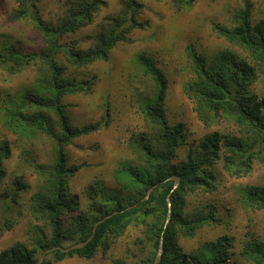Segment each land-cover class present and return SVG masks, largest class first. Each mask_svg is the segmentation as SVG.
I'll use <instances>...</instances> for the list:
<instances>
[{"label": "trees", "instance_id": "trees-1", "mask_svg": "<svg viewBox=\"0 0 264 264\" xmlns=\"http://www.w3.org/2000/svg\"><path fill=\"white\" fill-rule=\"evenodd\" d=\"M13 1L15 6L9 13V20L13 23L30 20L43 47L38 52H23L4 46L7 51L0 52V67L10 66L13 71L35 67L37 72L31 88L16 94L7 93L4 99L0 96V112L5 128L11 133L29 139L43 135L53 142V163L35 165L42 184L29 203L31 217L43 222L51 233H43L35 240L33 248L16 243L1 251L0 264H38L40 258L36 255L39 251L64 247L63 243L67 241H72V245L86 241L98 221L120 210L125 211L97 227L93 240L87 246L69 253L57 250L50 253L52 258H45L42 264L61 262L75 255L90 260L103 243L107 244L111 235H122L130 226L144 229L153 250L148 259L150 264L154 262L162 235L164 254L160 264H225L230 243L226 237L204 243L193 253H185L179 247V238L192 239L198 230L216 221L213 214L199 210L182 216L180 200L198 188L206 191L215 189L212 169L219 160L222 170L233 177L250 173L256 161L264 162V100L251 92L259 75H264V19L253 24L252 5L246 2L245 8L235 17L236 26L232 29L215 27L219 36L244 51L246 57L227 50L207 59L197 53L194 46H188L196 79L188 85L187 94L195 103L199 120L207 127L213 126L221 117L231 120L240 135L218 131L209 133L197 146L189 148L183 162L175 161L182 143L184 124L170 125L165 117L167 79L152 59L144 54L138 56L140 69L152 78L155 87L153 96L143 97L140 103V111L152 130L131 139L133 152L139 155L143 164L127 165L119 172V182L133 193V196L128 194L131 199L128 206H138L126 210L127 206L124 207L102 186H90L87 211L71 217L73 220L65 227V216L79 208L68 193L69 178L79 168L67 165L66 147L74 139L101 129L100 123L83 127L71 124L63 99L92 89L89 81L78 80L71 73L76 74L96 62L107 61L119 43L129 41L132 31L144 28V24L138 21L143 6L136 0H123L120 12L106 18L105 28L92 37L91 47L81 49L61 41L65 36L92 25L105 0H79L54 25L43 21L36 11L42 0ZM195 1L174 0L173 5L177 11H182L192 8ZM9 144L8 141L0 143V180L4 176L3 163L11 155ZM172 176L181 180L174 191L175 182L168 181ZM16 186L17 191L28 189L21 179ZM153 187L149 199L141 203ZM238 190L243 208L264 212V187L247 185ZM171 191L172 213L165 227L167 197ZM17 195L18 192L14 193L12 198L16 199ZM98 196L102 202H95ZM2 201L8 210V203L4 199ZM240 255L247 262L264 264V243L251 237L244 242Z\"/></svg>", "mask_w": 264, "mask_h": 264}, {"label": "rangeland", "instance_id": "rangeland-1", "mask_svg": "<svg viewBox=\"0 0 264 264\" xmlns=\"http://www.w3.org/2000/svg\"><path fill=\"white\" fill-rule=\"evenodd\" d=\"M79 0H42L36 11L43 21L56 24L68 14V10ZM123 0H105L89 27L65 36L62 43L75 48L87 49L92 37L103 30L106 18L120 12ZM143 9L138 21L144 28L129 35V41L119 43L107 61L96 62L72 76L89 81L92 89L87 93L67 96L63 104L74 127L100 123L98 132L76 138L66 147L67 165L79 170L69 178V197L78 204V210L64 218L67 227L71 217L87 211L90 200L89 187L102 186L118 198L124 207H129V193L119 182V172L127 165L141 166L139 155L133 152L131 139L140 133H150L152 128L140 111L143 97L153 96L154 82L144 74L138 64V56L144 54L153 60L167 79L165 117L170 125L184 124L182 143L175 162L186 159L189 148L198 145L207 134L218 131L222 134L240 135L238 127L225 118H219L211 126H205L198 118L195 103L187 94V87L196 75L188 55V46L210 59L216 53L231 51L242 57L246 53L233 46L215 31L216 26L232 29L236 26V15L242 12L246 2L252 5L253 24L264 19V0H196L194 6L177 11L174 0H136ZM13 0H0V52L4 48H16L23 52H38L42 40L30 20L16 23L8 18L14 8ZM5 46V47H4ZM10 67V66H9ZM0 67V96L16 94L31 88L37 76L35 67L13 71ZM251 92L264 100V75H259ZM0 112V143L8 141L11 155L4 161V176L0 180V252L16 243L34 247V242L43 233L51 231L43 222L36 221L29 213L31 196L42 181L35 171L36 164L53 163V142L43 135L24 138L8 131ZM215 189L206 191L198 188L185 194L180 200L182 216L199 210L213 214L216 221L198 230L192 239L179 238V247L185 253H193L204 243L215 242L221 237L230 240L229 255L225 264H253L244 260L240 251L246 240L253 237L264 243V212L245 209L238 196L243 186L264 187V162L256 161L252 171L241 177H233L222 170L219 160L212 169ZM26 184V191H17V181ZM16 199L12 198L17 193ZM8 203L4 205L2 200ZM102 202L96 197L95 202ZM6 204V203H5ZM113 205H109L111 207ZM9 224V227H7ZM72 241L63 243L70 247ZM151 243L142 227H128L122 235H111L107 244H102L95 256L87 260L77 255L53 264H150ZM43 251L37 253L41 258ZM46 258H52L50 254Z\"/></svg>", "mask_w": 264, "mask_h": 264}, {"label": "water", "instance_id": "water-1", "mask_svg": "<svg viewBox=\"0 0 264 264\" xmlns=\"http://www.w3.org/2000/svg\"><path fill=\"white\" fill-rule=\"evenodd\" d=\"M168 181H174L175 182V185H174V189H177L181 183V180H180V177L178 176H172L168 179ZM154 187L151 188L146 196L141 200V203H144L146 202L149 197H150V194L152 193ZM173 191L170 192V194L168 195L167 197V204H168V214H167V219H166V225L165 227L169 224L170 222V219H171V213H172V203H171V195L173 193ZM138 206V204H135L133 206H129L126 208V210H131L133 208H136ZM125 210H120L118 212H114L112 214H109L107 216H105L102 220L98 221L95 225H94V228H93V231H92V235L84 242H81V243H78V244H75V245H72L70 247H54V248H51L49 250H46L41 258H40V261L38 264H42L43 261L45 260L46 256L52 252H55L57 250L63 252V253H69L71 251H74V250H78V249H81V248H84L85 246H87L94 238L95 236V233L97 231V227L101 224H103L106 220L108 219H111L113 216L115 215H118L119 213H123ZM164 254V236L162 235L161 236V239H160V243H159V247H158V250H157V253H156V256H155V259H154V262L153 264H160L161 260H162V256Z\"/></svg>", "mask_w": 264, "mask_h": 264}]
</instances>
